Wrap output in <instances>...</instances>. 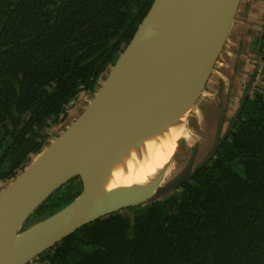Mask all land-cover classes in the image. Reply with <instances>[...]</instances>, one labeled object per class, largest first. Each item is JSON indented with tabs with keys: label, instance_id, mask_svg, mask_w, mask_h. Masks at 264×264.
<instances>
[{
	"label": "trees",
	"instance_id": "16d2710c",
	"mask_svg": "<svg viewBox=\"0 0 264 264\" xmlns=\"http://www.w3.org/2000/svg\"><path fill=\"white\" fill-rule=\"evenodd\" d=\"M153 2L0 0V191L76 119L70 108L94 96ZM261 32L264 63V15ZM83 188L72 178L22 230ZM27 264H264V67L229 135L188 180L78 228Z\"/></svg>",
	"mask_w": 264,
	"mask_h": 264
},
{
	"label": "water",
	"instance_id": "95a60500",
	"mask_svg": "<svg viewBox=\"0 0 264 264\" xmlns=\"http://www.w3.org/2000/svg\"><path fill=\"white\" fill-rule=\"evenodd\" d=\"M242 3L184 0L169 9L163 0H154L79 116L0 191V264H27L80 227L177 189L210 160L234 127L254 82H248L231 121L216 97L200 109L198 101ZM196 90L190 109L196 108L198 118L192 130L201 140L193 143L184 163L175 159L179 141L170 159L147 181L119 184L116 174L107 172L115 138L171 112ZM109 135L113 137L107 139ZM76 176L84 182L80 194L22 230L35 209Z\"/></svg>",
	"mask_w": 264,
	"mask_h": 264
},
{
	"label": "bare ground",
	"instance_id": "6f19581e",
	"mask_svg": "<svg viewBox=\"0 0 264 264\" xmlns=\"http://www.w3.org/2000/svg\"><path fill=\"white\" fill-rule=\"evenodd\" d=\"M184 0H163L172 9ZM198 90L174 110L151 121L150 124L121 132L110 146L112 154L108 161V173L116 174L119 184L142 183L167 162L175 152L185 120L190 112ZM113 135H109L110 139ZM104 141L105 137H101Z\"/></svg>",
	"mask_w": 264,
	"mask_h": 264
},
{
	"label": "flooded vegetation",
	"instance_id": "af4514ba",
	"mask_svg": "<svg viewBox=\"0 0 264 264\" xmlns=\"http://www.w3.org/2000/svg\"><path fill=\"white\" fill-rule=\"evenodd\" d=\"M252 2H254V0H249L248 9H250L249 7H251L250 5ZM244 5H247V3H242V5L240 6V11ZM263 15H260V16L257 15V20L253 21V23L249 26L248 30L245 31L246 34L242 35L241 37L242 38L241 40L242 41V52L241 53L238 52L241 61H240V64L238 65V70H236V72L234 70V72L230 76L231 83L229 84V91L225 99V104L223 105L222 97L220 95V93L222 92V85H223L222 83L224 82V76L221 75V70L225 66V59H226L225 57L226 55L224 54V50H223L218 59L217 64L215 65V70L211 74V77L209 78L208 83H207L208 87L209 86L212 87L217 84V89L216 91H213L214 93H211V96H207V97L202 96L200 100L201 109H205L207 107L206 103L209 100H211L213 97H216L218 99L219 105L224 108V113L227 119L229 118V120L231 121L233 117L236 115L235 106L242 100V97L244 95V92L249 82V78L251 76L253 68H255L256 66V63H258L259 65H258V72L255 76L254 84L256 85V83L261 80L264 63H263V59L262 60L259 59L255 51L258 50L259 44L261 43L260 38L262 35L261 31L263 27ZM250 16H252V14H250ZM254 22H258V25L255 26ZM249 55H251L249 58L250 63H251L250 68L247 69V72H245L244 74L242 66L244 64V60L246 59L245 57H248ZM217 69H218L219 75L217 74ZM216 93H217V96H216ZM236 98L238 102H236Z\"/></svg>",
	"mask_w": 264,
	"mask_h": 264
},
{
	"label": "rangeland",
	"instance_id": "374dc122",
	"mask_svg": "<svg viewBox=\"0 0 264 264\" xmlns=\"http://www.w3.org/2000/svg\"><path fill=\"white\" fill-rule=\"evenodd\" d=\"M243 3L249 4V0H243ZM260 4H259V0H254V2H252L251 5H250L251 7H249L251 11H248L249 9L246 8L247 5H244L245 7L243 6L241 8L242 11L245 10V13L248 12V16H249V19H250V21L248 22V26H250L253 23L254 20H257V13H260V11H261V5ZM241 14H242V12L240 11L239 14H238V17H241ZM250 14H252V16H250ZM254 25L257 26L258 22H254ZM217 74L219 75L218 69H217ZM216 89H217V84L215 86H212V87L211 86L208 87L206 85L202 96H206V97L207 96H211V93H214L213 91H216ZM206 94H208V95H206ZM201 98H200V100H201ZM87 100H88V98L85 95H82V96L79 97L77 103L70 108L71 110L69 112H71L72 116L73 115H75V117L79 116V114L82 112V110L88 104ZM200 100L198 101L199 105H200ZM213 100H215V97H213L207 103H209V102H211ZM236 102H238L237 98H236ZM239 103L235 106V108H237ZM195 110H196V108L194 109V111L191 110V113L189 112L190 113L189 117L192 116L191 115L192 113H193V116H192V118H190V120L188 121L187 125H184L185 129H183V132L180 135V138H181L179 140L180 144H179V147L177 149V153L175 154V159L178 161V163H182L183 164L185 159H187V157H188L187 155L189 154L190 150L192 149L193 143L198 142V141L201 140L200 137H198L197 134L192 130V128L194 126L193 123H195L194 121H197V118H198L197 114L194 113ZM187 117H188V115H187ZM185 122H186V120H185ZM142 205H144V204H142ZM137 206H139V205H137Z\"/></svg>",
	"mask_w": 264,
	"mask_h": 264
},
{
	"label": "crops",
	"instance_id": "0c3cea01",
	"mask_svg": "<svg viewBox=\"0 0 264 264\" xmlns=\"http://www.w3.org/2000/svg\"><path fill=\"white\" fill-rule=\"evenodd\" d=\"M262 2V3H261ZM261 3V4H260ZM259 4L261 5V11L260 13H257V15H263V7H264V0H259ZM246 8L248 9V4L246 6ZM248 11H251L250 9ZM241 17L236 18L233 26H232V30L231 33L229 35V40L227 41L226 46L224 47V54L226 55V59H225V66L222 68L221 70V75L224 76V82L222 83V92L220 93V95L222 94L224 96V98L226 99L228 91H229V84L230 82V76L232 75V73L236 72V70H238V65L240 64V56L238 54L242 52V35H245V31L248 30L249 26H248V22L250 21L249 16H248V12L245 13V10L242 11ZM254 16V15H253ZM250 56L245 57L246 59L244 60V64H243V72L245 74V72H247V69L250 68ZM217 96V93H216ZM222 97V96H221Z\"/></svg>",
	"mask_w": 264,
	"mask_h": 264
},
{
	"label": "clouds",
	"instance_id": "9594fccd",
	"mask_svg": "<svg viewBox=\"0 0 264 264\" xmlns=\"http://www.w3.org/2000/svg\"><path fill=\"white\" fill-rule=\"evenodd\" d=\"M87 103H88V100H87Z\"/></svg>",
	"mask_w": 264,
	"mask_h": 264
}]
</instances>
